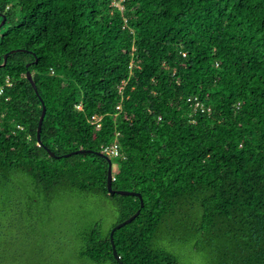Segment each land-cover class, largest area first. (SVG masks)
Returning a JSON list of instances; mask_svg holds the SVG:
<instances>
[{
  "label": "trees",
  "instance_id": "obj_1",
  "mask_svg": "<svg viewBox=\"0 0 264 264\" xmlns=\"http://www.w3.org/2000/svg\"><path fill=\"white\" fill-rule=\"evenodd\" d=\"M0 13V188L24 174L45 202L111 198L118 224L141 210L114 233L124 264H181L180 247L264 264V0H0ZM114 146L113 188L142 208L108 191ZM111 231H82L80 257L119 264Z\"/></svg>",
  "mask_w": 264,
  "mask_h": 264
},
{
  "label": "rangeland",
  "instance_id": "obj_2",
  "mask_svg": "<svg viewBox=\"0 0 264 264\" xmlns=\"http://www.w3.org/2000/svg\"><path fill=\"white\" fill-rule=\"evenodd\" d=\"M118 222L111 198L67 191L45 202L28 176L13 174L0 188V264H97L80 257V234L95 223L107 233ZM177 252L181 264H207L202 254Z\"/></svg>",
  "mask_w": 264,
  "mask_h": 264
},
{
  "label": "water",
  "instance_id": "obj_3",
  "mask_svg": "<svg viewBox=\"0 0 264 264\" xmlns=\"http://www.w3.org/2000/svg\"><path fill=\"white\" fill-rule=\"evenodd\" d=\"M0 18H3L1 24H0V28L5 24L6 22V16L2 13H0ZM23 51H26V50H22V49H17V50H12L10 52H8L7 54H5L4 56V63L3 65H6L7 63V59L10 55L12 54H15V53H19V52H23ZM30 67V64L27 65V68ZM27 78L29 80V82L32 84L34 90L36 91L37 95H39V91L37 89V85L36 83L34 82L33 80V77L30 73V71L27 72ZM43 103V110H42V114H41V117H40V120H39V126H38V131H37V137H38V140H39V144L40 146L42 145V141H41V132H42V126H43V121L45 119V116H46V106H45V103ZM46 150L48 151V153L54 157V158H58L54 152L51 151V149L47 148L46 147ZM86 151H76V152H73L72 154H81V153H84ZM100 155H102L104 158L107 159L108 163H109V167H108V191L111 195H114V194H117V195H121V196H136V197H139L140 200H141V208L144 206V202H143V198L141 196L140 193L138 192H132V191H126V190H115L113 188V162L112 160L109 158V156L103 154V153H100ZM66 156H69V155H66ZM141 213V210H138L133 216H131L129 219L125 220L124 222H121L119 223L118 225H116L111 233H110V240H111V244H112V248H113V255L115 257V259L117 260V262H119V264H124L121 259H120V256L118 255V252H117V249H116V246H115V243H114V233L117 229H120L124 226H126L127 224H130L132 221H134Z\"/></svg>",
  "mask_w": 264,
  "mask_h": 264
},
{
  "label": "built area",
  "instance_id": "obj_4",
  "mask_svg": "<svg viewBox=\"0 0 264 264\" xmlns=\"http://www.w3.org/2000/svg\"><path fill=\"white\" fill-rule=\"evenodd\" d=\"M99 121V120H98ZM108 156H118V150H117V146H114L112 148H106L105 151Z\"/></svg>",
  "mask_w": 264,
  "mask_h": 264
}]
</instances>
